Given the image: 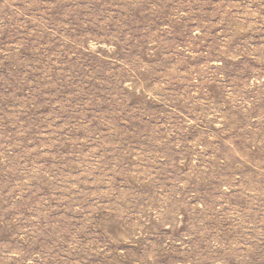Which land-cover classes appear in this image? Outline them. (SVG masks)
<instances>
[{"label":"rangeland","instance_id":"rangeland-1","mask_svg":"<svg viewBox=\"0 0 264 264\" xmlns=\"http://www.w3.org/2000/svg\"><path fill=\"white\" fill-rule=\"evenodd\" d=\"M0 264H264V0H0Z\"/></svg>","mask_w":264,"mask_h":264}]
</instances>
